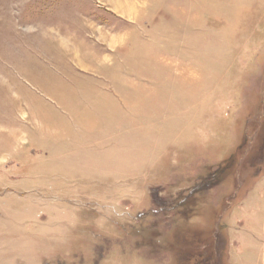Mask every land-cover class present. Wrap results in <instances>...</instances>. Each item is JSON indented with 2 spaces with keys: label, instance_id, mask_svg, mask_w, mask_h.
<instances>
[{
  "label": "rangeland",
  "instance_id": "1",
  "mask_svg": "<svg viewBox=\"0 0 264 264\" xmlns=\"http://www.w3.org/2000/svg\"><path fill=\"white\" fill-rule=\"evenodd\" d=\"M0 264H264V0H0Z\"/></svg>",
  "mask_w": 264,
  "mask_h": 264
}]
</instances>
